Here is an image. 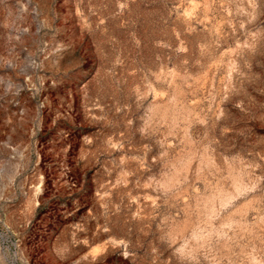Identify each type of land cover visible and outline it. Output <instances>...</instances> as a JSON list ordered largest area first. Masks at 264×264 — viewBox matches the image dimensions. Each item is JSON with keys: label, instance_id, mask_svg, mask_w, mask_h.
Returning <instances> with one entry per match:
<instances>
[{"label": "rangeland", "instance_id": "374dc122", "mask_svg": "<svg viewBox=\"0 0 264 264\" xmlns=\"http://www.w3.org/2000/svg\"><path fill=\"white\" fill-rule=\"evenodd\" d=\"M0 264H264V0H0Z\"/></svg>", "mask_w": 264, "mask_h": 264}]
</instances>
